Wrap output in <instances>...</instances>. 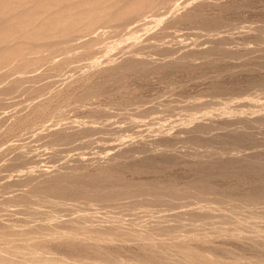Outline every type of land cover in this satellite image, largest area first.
Instances as JSON below:
<instances>
[{
	"label": "rangeland",
	"instance_id": "374dc122",
	"mask_svg": "<svg viewBox=\"0 0 264 264\" xmlns=\"http://www.w3.org/2000/svg\"><path fill=\"white\" fill-rule=\"evenodd\" d=\"M37 1L0 0V264H264V0Z\"/></svg>",
	"mask_w": 264,
	"mask_h": 264
},
{
	"label": "bare ground",
	"instance_id": "6f19581e",
	"mask_svg": "<svg viewBox=\"0 0 264 264\" xmlns=\"http://www.w3.org/2000/svg\"><path fill=\"white\" fill-rule=\"evenodd\" d=\"M39 1V0H38ZM37 1V2H38ZM42 0H40V2H41ZM45 1V0H44ZM79 1V0H78ZM96 1V0H95ZM106 1V0H105ZM25 2V1H24ZM30 2V1H29ZM63 2V1H62ZM93 2V1H92ZM107 2V1H106ZM98 3V2H97ZM103 3H105L104 1H103ZM21 4V3H20ZM39 4V3H38ZM124 4V3H123ZM83 5H84V2H83ZM89 5V4H88ZM88 5H87V8H88ZM92 5L93 4H91V8H92ZM35 6V5H34ZM37 6V5H36ZM65 6V5H64ZM145 6V5H144ZM77 7V6H76ZM80 7V6H79ZM78 7V8H79ZM83 7V6H82ZM9 8V7H8ZM18 8H20V7H18ZM27 8V7H26ZM86 7L84 8V9H87ZM25 9V8H24ZM31 9V8H30ZM51 9V8H50ZM66 9V8H65ZM68 9V8H67ZM82 9V8H81ZM80 9V10H81ZM83 9V10H84ZM88 9H90V8H88ZM87 9V10H88ZM94 9V8H93ZM91 10V9H90ZM126 10V9H125ZM8 12V11H7ZM20 12V11H19ZM27 12V11H26ZM79 12V11H78ZM81 12V11H80ZM86 12V11H85ZM89 12V11H88ZM23 13H25V11L23 12ZM37 14V13H36ZM16 15H18V14H16ZM20 15V14H19ZM28 15V14H27ZM26 15V16H27ZM83 15H85V14H83ZM96 15V14H95ZM15 16V15H14ZM13 15L11 16V17H14ZM75 16V15H74ZM76 16H77V13H76ZM86 17H87V15H85ZM90 16V15H89ZM125 16H127V14L125 15ZM92 17V16H91ZM21 18V17H20ZM69 18V17H68ZM95 18V17H94ZM4 19V18H3ZM2 19V20H3ZM17 19V18H16ZM66 19V18H65ZM70 19V18H69ZM72 19V18H71ZM49 20V19H48ZM73 20V19H72ZM1 21V20H0ZM5 21H7V20H5ZM47 21V20H46ZM70 21V20H69ZM63 22V21H62ZM27 23H28V21H27ZM39 23V22H38ZM36 25H37V23H36ZM89 25V24H88ZM0 26H2L1 24H0ZM11 26V25H10ZM35 31H37L36 30V28H35ZM24 32H26V31H24ZM34 33H36V32H34ZM25 34H27V33H25ZM36 36V35H35ZM40 36V35H39ZM26 37V36H25ZM27 38V37H26ZM29 38V37H28ZM38 38V37H37ZM32 40V39H31ZM39 40V39H38ZM37 42V41H36ZM1 50V49H0ZM54 61V60H53ZM126 66V65H125ZM133 66V65H132ZM128 68V67H127ZM3 95V94H2ZM1 100V99H0ZM77 178H79V176L77 177ZM76 178V179H77ZM81 179V178H80ZM78 180V179H77ZM92 180V179H91ZM79 181V180H78ZM90 183V182H89ZM101 182H100V179H98L97 177H94V179L92 180V182H91V187L93 186L94 188H96V189H99V188H101ZM199 185V184H198ZM172 187V186H171ZM129 188V187H128ZM200 189H201V191H205L206 192V190L207 189H209V188H207V185L206 184H201L200 185ZM200 189H199V191H200ZM55 191V190H54ZM260 194V193H259ZM77 192H72V193H67V194H64V196H65V198L66 197H69V199L71 198L72 200H74V199H77L76 197H77ZM173 200H175L176 202L178 201V202H184L187 206L188 205H190L191 203L193 204L194 202H203V199L202 198H197V197H199V196H197L196 198L195 197H192V198H188V197H185V196H183V195H180V194H171V195H169ZM257 194H255V193H251L248 197V199L250 200V201H257ZM99 197L102 199V198H105V197H111V198H113L114 197V195H106L105 193H102V194H99ZM67 199V198H66ZM241 199V198H240ZM217 202L219 203V202H223V201H225V198H222V197H218L217 199ZM226 200H228V199H226ZM248 200V201H249ZM231 202V201H230ZM236 202V201H235ZM239 202H242V200H239ZM238 202V203H239ZM244 202V201H243ZM183 203V204H184ZM198 203H196V204H198ZM201 203H199V204H201ZM234 203V202H233ZM253 203V202H252ZM180 204H182V203H180ZM184 204V205H185ZM195 204V203H194ZM108 233V232H107ZM106 236V235H105ZM110 236V235H109ZM107 237H108V235H107ZM21 239V238H20ZM36 242V241H35ZM68 243V242H67ZM7 245V244H6ZM74 246V245H73ZM76 247V246H75ZM74 247V248H75ZM11 248V247H10ZM27 249V248H26ZM39 261V260H38ZM43 261V260H42Z\"/></svg>",
	"mask_w": 264,
	"mask_h": 264
}]
</instances>
